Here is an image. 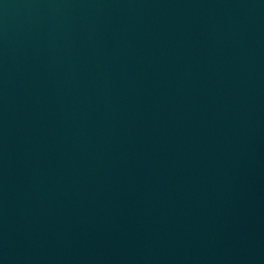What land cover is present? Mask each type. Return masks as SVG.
I'll list each match as a JSON object with an SVG mask.
<instances>
[{
  "label": "water",
  "instance_id": "1",
  "mask_svg": "<svg viewBox=\"0 0 264 264\" xmlns=\"http://www.w3.org/2000/svg\"><path fill=\"white\" fill-rule=\"evenodd\" d=\"M264 36V0H0V264H71Z\"/></svg>",
  "mask_w": 264,
  "mask_h": 264
}]
</instances>
